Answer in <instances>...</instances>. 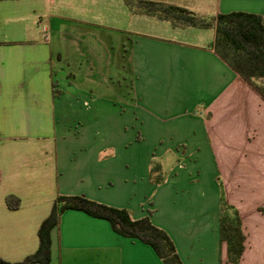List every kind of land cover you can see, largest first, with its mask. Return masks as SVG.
<instances>
[{
    "label": "crops",
    "instance_id": "1",
    "mask_svg": "<svg viewBox=\"0 0 264 264\" xmlns=\"http://www.w3.org/2000/svg\"><path fill=\"white\" fill-rule=\"evenodd\" d=\"M143 1L264 25V0ZM214 39V28L174 27L123 0H0V259L35 253L67 196L149 217L182 264H232L219 239L220 210L232 206L245 237L239 264H264V100ZM167 159L174 175L153 184V163L163 171ZM49 251L48 264H163L73 209L51 229Z\"/></svg>",
    "mask_w": 264,
    "mask_h": 264
},
{
    "label": "trees",
    "instance_id": "2",
    "mask_svg": "<svg viewBox=\"0 0 264 264\" xmlns=\"http://www.w3.org/2000/svg\"><path fill=\"white\" fill-rule=\"evenodd\" d=\"M123 2L134 14L151 15L169 21L174 27L214 28V52L264 100V25L259 16L235 12L207 19L182 7L143 0ZM155 173L151 169V181L159 184L162 180ZM5 201L11 210L19 206L14 196H7ZM69 209L107 220L118 235L150 246L163 264H182L169 236L155 227L148 217L134 220L125 209L95 203L84 197L67 196L56 199L49 216L42 222L37 251L21 262L9 263L0 259V264H48L50 231L57 225L59 215ZM219 239L226 244L228 261L239 264L245 237L239 214L232 206L223 205L220 210Z\"/></svg>",
    "mask_w": 264,
    "mask_h": 264
},
{
    "label": "rangeland",
    "instance_id": "3",
    "mask_svg": "<svg viewBox=\"0 0 264 264\" xmlns=\"http://www.w3.org/2000/svg\"><path fill=\"white\" fill-rule=\"evenodd\" d=\"M135 140H137V143L139 142V137H138V135H136ZM181 153H182V152H180V154H181ZM175 162H176V161H175ZM175 162H174V163H175ZM179 162H181V160H179ZM157 166H158V165H157ZM157 166L153 163V165H152L151 168L154 170V172H156L154 175H158V176L161 178V180H164V179L167 178L169 175H170V176H173V175H174V173H171V171H172V164H171V162H170L169 159L166 160V162H165V168L162 169L163 171H161L159 168H158L157 171H156ZM170 176H169V177H170ZM153 177H154V176H153ZM206 179H208L207 176H206ZM153 184H154V183H153ZM155 185H156V184H155ZM217 185H218V186L220 185V184L218 183V181H217ZM219 196H221L220 192H219ZM147 213L150 214V213H152V211H151L150 209H148ZM148 218H149V217H148Z\"/></svg>",
    "mask_w": 264,
    "mask_h": 264
}]
</instances>
